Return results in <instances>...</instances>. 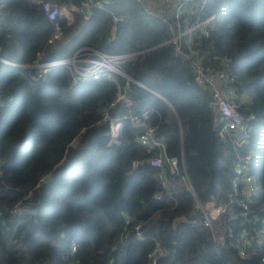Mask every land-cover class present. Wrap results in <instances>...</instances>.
Instances as JSON below:
<instances>
[{"label":"trees","instance_id":"16d2710c","mask_svg":"<svg viewBox=\"0 0 264 264\" xmlns=\"http://www.w3.org/2000/svg\"><path fill=\"white\" fill-rule=\"evenodd\" d=\"M49 1L71 16L60 18L62 38L50 45L51 24L40 8L3 0L0 264H151L152 255L155 264H264V0H192L204 15H216L209 36L194 40L204 65L234 77L240 111L253 117L240 147L219 138L211 90L174 56L167 25L140 2ZM79 47L139 52L122 65L134 81L132 105L110 107L116 87L108 80L73 84L63 66L32 80L3 62L30 64L38 52L43 60L66 58ZM106 110L148 112L139 124L124 121L121 142L109 144ZM144 124L155 126L166 155L178 158V175L149 164L153 152L137 140ZM249 153L258 192L247 216L230 208L238 220L226 224L225 215L226 240L218 242L196 202L228 205L235 168ZM184 174L190 183L174 190Z\"/></svg>","mask_w":264,"mask_h":264},{"label":"built area","instance_id":"2783aa9c","mask_svg":"<svg viewBox=\"0 0 264 264\" xmlns=\"http://www.w3.org/2000/svg\"><path fill=\"white\" fill-rule=\"evenodd\" d=\"M33 7L40 8L51 24V32L46 41L54 44L62 38L60 18L71 20L69 9L66 5H57L49 0H28ZM111 0H87L90 5L102 6ZM142 8L149 14L157 16L165 23L170 32L167 43L173 46L174 56L188 62L193 70L195 81L208 87L212 92L211 107L215 113L214 128L222 141H229L234 146L240 147L247 143L251 127V118H245L240 111V101L237 89L234 85V77L226 71H213L204 65L201 51L195 46V36H209V25L216 18L215 14L204 15L203 6L192 3V0H137ZM3 0H0V28L2 24ZM116 20H120L116 18ZM139 52L109 54L87 47L76 48L66 58L43 60V53L38 52L34 61L30 64L18 65L3 60L4 63L26 69L32 80H38L47 75L53 68L66 67L70 71L73 84H82L101 79L112 82L116 87L115 98L110 107L118 105L127 108L133 104L129 94V83L134 82L123 70L125 62L135 59ZM122 78L123 83H120ZM165 101V99L162 97ZM148 111L141 114H124L112 116L108 110L104 111L101 120L108 124L107 134L110 143L121 142L123 122L128 120L133 124H139L140 116H145ZM156 127L148 124L142 125V130L137 136L138 142L153 152L149 164L161 169L164 164L169 168L170 174L178 175L179 161L176 156H167L165 142L162 137L155 134ZM75 140L70 146L75 145ZM252 154H247L239 159L235 168L233 180L234 193L229 204L203 205L197 200L195 208L200 209L205 217V225L210 229L212 236L224 243L226 233L222 228L221 221L225 215H230V220H238L237 215L232 214V207H240L241 215L247 216L254 196L258 192V185L254 176L249 171ZM160 185L165 186L166 181L161 172L158 173ZM180 181L188 185L189 178L184 174L173 185L174 190L180 187ZM184 185V184H183ZM178 186L179 188H177ZM224 223V224H225ZM260 239L264 242V228L259 231ZM232 236V234H230ZM243 242H247L246 234L242 236ZM246 254V249L241 250ZM155 256L152 255L151 264H155ZM264 262V256L262 257Z\"/></svg>","mask_w":264,"mask_h":264},{"label":"rangeland","instance_id":"374dc122","mask_svg":"<svg viewBox=\"0 0 264 264\" xmlns=\"http://www.w3.org/2000/svg\"><path fill=\"white\" fill-rule=\"evenodd\" d=\"M185 185V183L184 182H182V181H180L177 185L180 187L181 185ZM175 185V184H174ZM178 186H176L177 188H179Z\"/></svg>","mask_w":264,"mask_h":264}]
</instances>
